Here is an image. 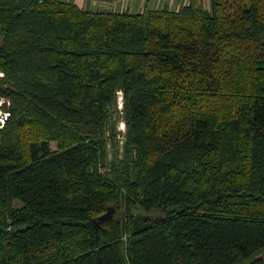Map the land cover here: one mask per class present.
Wrapping results in <instances>:
<instances>
[{"label": "trees", "instance_id": "obj_1", "mask_svg": "<svg viewBox=\"0 0 264 264\" xmlns=\"http://www.w3.org/2000/svg\"><path fill=\"white\" fill-rule=\"evenodd\" d=\"M209 2L0 0V264H264V0Z\"/></svg>", "mask_w": 264, "mask_h": 264}, {"label": "rangeland", "instance_id": "obj_2", "mask_svg": "<svg viewBox=\"0 0 264 264\" xmlns=\"http://www.w3.org/2000/svg\"><path fill=\"white\" fill-rule=\"evenodd\" d=\"M84 3H86L85 0H82ZM201 4L205 7L208 8L209 6V0H202ZM91 9H99V10H105V11H109L111 9H109L108 5L101 3L100 1L97 0H93L92 1V6ZM117 10L123 11L124 8H118ZM2 76V72H0V77ZM124 101V94L122 91H117L116 92V99H115V104L114 107H111L110 109V116H109V122L107 124V129H106V137H108L107 139V153L109 154L110 159H106V163L104 164V168H107L108 170L111 169V167L113 166H118L119 162L122 161V159H124V156L122 155V148L124 146V142H125V137H124V133L126 131V125H125V120L123 118V112L121 111L122 109V103ZM7 100L5 98H1L0 97V111L4 112L5 110L3 109V105L4 103H6ZM3 110H2V109ZM110 128H114L115 130V134L113 137H115L117 139V137H123V143H122V147H121V151L119 149L118 143H117V147H115L114 142L112 141V139L110 138V133L111 130ZM112 134V133H111ZM50 147L52 150L56 149V142L52 141L50 143ZM14 207H20V203L15 201L14 202ZM264 251V248L258 252L255 256H259L261 255V253ZM246 262H248V260H244L239 264H245Z\"/></svg>", "mask_w": 264, "mask_h": 264}, {"label": "crops", "instance_id": "obj_3", "mask_svg": "<svg viewBox=\"0 0 264 264\" xmlns=\"http://www.w3.org/2000/svg\"><path fill=\"white\" fill-rule=\"evenodd\" d=\"M76 5H78L82 9L92 10V11H105L99 9H91L93 0H85L84 3L82 0H68ZM103 4L108 5L109 11L113 12H132L138 13L141 12L145 7L160 9L162 7H167L170 10L177 11L182 6L188 5L190 2H194L197 5H200L204 8H207L201 4L202 0H97ZM210 5V2H209ZM124 8L123 11L117 10L118 8ZM209 7V6H208Z\"/></svg>", "mask_w": 264, "mask_h": 264}, {"label": "water", "instance_id": "obj_4", "mask_svg": "<svg viewBox=\"0 0 264 264\" xmlns=\"http://www.w3.org/2000/svg\"><path fill=\"white\" fill-rule=\"evenodd\" d=\"M114 209L111 206H108L106 211L104 213H102L101 215L96 216L92 222L94 225H98L102 222H105L107 220H109L110 218H112Z\"/></svg>", "mask_w": 264, "mask_h": 264}, {"label": "built area", "instance_id": "obj_5", "mask_svg": "<svg viewBox=\"0 0 264 264\" xmlns=\"http://www.w3.org/2000/svg\"><path fill=\"white\" fill-rule=\"evenodd\" d=\"M122 106H123V103H122ZM8 116H9V113H8L7 110H5L4 112L0 111V128L4 125V123L7 120ZM123 140H124L123 137H119V138L117 137L118 146H119L120 151H121V146H122ZM108 159H110L109 154H108Z\"/></svg>", "mask_w": 264, "mask_h": 264}, {"label": "bare ground", "instance_id": "obj_6", "mask_svg": "<svg viewBox=\"0 0 264 264\" xmlns=\"http://www.w3.org/2000/svg\"><path fill=\"white\" fill-rule=\"evenodd\" d=\"M2 109V108H1ZM3 110V109H2Z\"/></svg>", "mask_w": 264, "mask_h": 264}]
</instances>
